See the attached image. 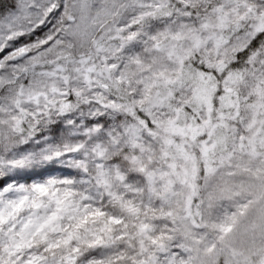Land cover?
Returning a JSON list of instances; mask_svg holds the SVG:
<instances>
[{"label":"snow or ice","instance_id":"6c2138e0","mask_svg":"<svg viewBox=\"0 0 264 264\" xmlns=\"http://www.w3.org/2000/svg\"><path fill=\"white\" fill-rule=\"evenodd\" d=\"M0 264H264V0H0Z\"/></svg>","mask_w":264,"mask_h":264}]
</instances>
